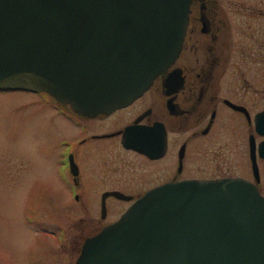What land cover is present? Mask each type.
Returning a JSON list of instances; mask_svg holds the SVG:
<instances>
[{
    "label": "water",
    "instance_id": "water-1",
    "mask_svg": "<svg viewBox=\"0 0 264 264\" xmlns=\"http://www.w3.org/2000/svg\"><path fill=\"white\" fill-rule=\"evenodd\" d=\"M191 0H0V88L44 91L86 115L129 102L173 62ZM253 180L168 181L84 237L75 264H264V196ZM125 128L123 132H127ZM127 142V140H125ZM126 144V143H125ZM107 194L128 198L118 190Z\"/></svg>",
    "mask_w": 264,
    "mask_h": 264
},
{
    "label": "flooded vegetation",
    "instance_id": "flooded-vegetation-1",
    "mask_svg": "<svg viewBox=\"0 0 264 264\" xmlns=\"http://www.w3.org/2000/svg\"><path fill=\"white\" fill-rule=\"evenodd\" d=\"M39 93L50 98L55 112L74 128L72 136L57 139L55 161L68 176L61 186L70 199H79L78 154L86 143L91 154V147L97 146L99 140L113 138L115 145L148 166L143 175L133 180L141 183L136 190L100 191V217L105 215L109 196L126 199L107 194L101 215V194L105 190L128 195L127 206L144 191L168 181L230 176H211L209 171L194 177L188 174L186 164L195 151H200L209 168L212 163L206 153L211 154L207 150L212 151V136L223 125L227 129L230 121H235L231 119L234 116L259 135L255 139L248 131L243 140L251 172L248 137L252 136L255 150L262 138L254 129L253 116L264 108V0H191L181 46L173 62L129 102L106 113L82 114L43 91ZM105 120L115 128L100 129ZM125 128L127 132H123ZM257 158L260 157L255 156L256 163ZM258 182L259 179L255 182L257 188Z\"/></svg>",
    "mask_w": 264,
    "mask_h": 264
},
{
    "label": "rangeland",
    "instance_id": "rangeland-1",
    "mask_svg": "<svg viewBox=\"0 0 264 264\" xmlns=\"http://www.w3.org/2000/svg\"><path fill=\"white\" fill-rule=\"evenodd\" d=\"M49 99L35 91L0 88V264H75L84 237L115 220L129 199L109 196L100 217V191L136 190L141 183L133 180L148 169L113 138L99 140L91 154L86 143L78 154L79 199H70L61 186L68 176L55 161L57 139L72 136L74 128ZM231 119L235 121L227 129L223 125L212 136V151L207 150L211 154L206 153L210 170L201 152L195 151L186 164L188 174L201 177L210 171L211 176L252 180L243 140L248 131L255 139L259 135L239 117ZM110 124L105 120L100 129L115 128ZM257 164L258 189L264 195V160L257 158Z\"/></svg>",
    "mask_w": 264,
    "mask_h": 264
}]
</instances>
